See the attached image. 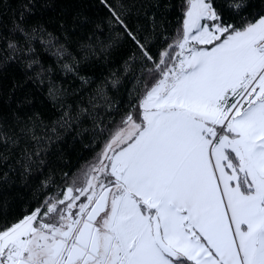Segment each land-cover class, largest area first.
I'll return each instance as SVG.
<instances>
[{"label": "snow or ice", "instance_id": "1", "mask_svg": "<svg viewBox=\"0 0 264 264\" xmlns=\"http://www.w3.org/2000/svg\"><path fill=\"white\" fill-rule=\"evenodd\" d=\"M100 3L109 30L118 25L139 52L124 61L131 86L119 121L106 88L86 103L81 95L92 83L84 67L119 47L99 23L79 54L23 13L0 32V98L5 66L16 65L26 80L49 81L57 112L22 114L27 98L6 112L0 101V264H264V0H181L172 38L147 11L158 0ZM133 9L149 18L147 35L127 23ZM44 53L80 88L51 86ZM112 75L105 83L116 87ZM70 132L89 137L92 156L57 183L45 172ZM13 177L30 201L10 216L3 189Z\"/></svg>", "mask_w": 264, "mask_h": 264}, {"label": "trees", "instance_id": "2", "mask_svg": "<svg viewBox=\"0 0 264 264\" xmlns=\"http://www.w3.org/2000/svg\"><path fill=\"white\" fill-rule=\"evenodd\" d=\"M116 3V0H113ZM159 7L154 4L147 6L149 15L155 14L160 23H164L167 29L169 38L176 33L179 27V22L182 16L181 0H158ZM217 6H223V0H217ZM28 8L31 11H25ZM23 13L25 19L23 23L29 26L43 24L49 31L58 36L61 41L66 42L75 53L79 54L78 45L88 44L94 26L99 23L103 28V38L115 39L119 45L113 56L107 61L98 60L92 63L90 67L85 66L82 74L89 77L92 81L90 85H86L81 92V95L87 102V95L94 93L98 87L106 88L109 97L119 102L118 107L121 111H113L110 116L119 121L122 110L127 102V89L131 86L130 81L124 77L125 60H129L133 54L137 57L139 52L136 46L123 35V30L117 25L115 29L109 30L108 17L110 13L108 9L100 3V0H7L3 6L2 16V32L4 37H8L14 18H18ZM163 18V19H161ZM129 26L135 30L141 28V35H147L151 29L150 20L137 9H133L126 17ZM64 25L65 30H61V25ZM120 32L119 37L116 33ZM159 29L157 36H159ZM19 36V34H16ZM163 41L161 40L160 43ZM153 43H157L153 40ZM157 46H159L157 44ZM156 49L154 48L153 51ZM43 62L47 66L56 68L51 74V86L59 88H67L70 84L79 89V80H70L63 72L59 71V66L56 65L55 57L43 54ZM113 73L120 77L121 83L116 87H112L110 83H105V79H114ZM19 83L14 94L10 96V88L13 84ZM50 86L49 81L43 84H36L31 80H26L23 71L16 65L5 66L3 75V90L4 95L0 98L4 110L7 112L11 109H16L18 104H22L27 98L31 101L28 104H22L20 112H31L39 110L43 113L46 119L55 118L57 112L51 108L47 99V90ZM107 122V121H106ZM86 122V126H87ZM89 137L81 140L74 132H70L64 141L53 149L49 163L50 167L45 174L52 172L57 183L60 182L61 173L76 172L84 166L86 159H90L92 152L83 147V144L88 143ZM7 170V169H5ZM17 181L15 184L6 185L3 189V199L6 202V210L10 216H15L22 213L30 201V191L19 183V177H13Z\"/></svg>", "mask_w": 264, "mask_h": 264}]
</instances>
